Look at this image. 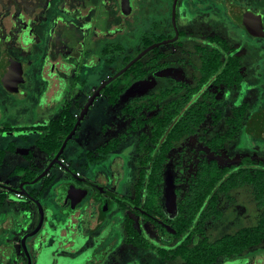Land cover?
<instances>
[{
    "label": "flooded vegetation",
    "instance_id": "1",
    "mask_svg": "<svg viewBox=\"0 0 264 264\" xmlns=\"http://www.w3.org/2000/svg\"><path fill=\"white\" fill-rule=\"evenodd\" d=\"M158 21L161 24H158ZM134 35L152 36V39L143 38L142 51L158 44L137 61L162 56L159 63L163 64V67L148 73L143 80L162 70L175 68L180 70L178 73L180 72L182 77L181 80L165 75L162 86L146 94L170 88L176 83L197 86L198 51H223L220 45L224 43L226 50L240 59L242 78L237 86L219 89H224L223 96L226 98L230 94L233 95L230 113L233 108L245 105L244 116L247 113L248 116L243 129H248L246 136L254 142L264 143V126L261 129L257 126V119L264 112V0H0V95H37V98L31 97L34 99L32 103H28L26 99L17 101L12 107V119L0 107V122L5 117V121L0 124V134L21 129L18 123L26 118L18 108L23 105L30 106L35 115L29 129L41 130V127L53 120L37 125V116L43 110L41 100L44 98V101H47L48 97L57 94H48L45 91L51 90L52 86H59L60 89V84L64 83L66 98L70 86L69 72L76 67V60H82L81 68L100 65L105 62L103 58L101 61L100 55L105 51L108 38ZM232 39L240 42L231 41ZM187 41L192 44L193 54L188 60H183L184 62H172L168 59L169 54L159 53L167 52L158 48L162 45L169 47L168 52H174L186 47L183 43ZM243 45L245 50L251 47L246 51L249 53L246 61L236 53ZM142 51L139 50V53ZM139 53L110 77H115ZM152 54L155 56L151 57ZM244 62V70L250 80L247 87L243 83ZM183 65L188 69L187 77L195 80L193 86L183 80ZM34 83L40 94L33 91ZM103 89L99 96L103 95ZM215 89L216 86L208 84L198 90L196 98H200L202 92L208 90L214 94L215 102L218 103ZM234 92H237L235 97ZM244 93L248 98L235 106L239 95ZM141 97L135 98L134 101ZM66 103L68 101L62 103L58 114ZM219 104L220 102L212 110H217ZM75 117L78 119L77 114ZM252 124L255 127L254 133L250 130ZM113 130L114 128L110 131ZM12 145L13 143H8L5 147H0L3 160L9 152H15L24 159L31 156L30 149H24L27 153L20 154ZM42 153L48 161L43 173L55 156L49 157ZM58 161L61 166L54 163L46 175L39 179L37 178L42 173L37 174L39 170L34 166L29 165L30 169L17 165L9 174L14 176V169H22V173L18 175L20 177L17 187L13 189L0 185V190L14 192L16 198L26 202L7 203L0 194V264H139L138 250L147 255L140 264H170L179 261L170 258L165 252L160 253L158 249L153 253L154 256L149 252L154 251L150 232L155 230L151 221H155L164 230L159 222H166L151 215H147L150 222H142L138 213L144 215V212L133 205L126 195L118 194L113 185L81 179L68 169V165H64L61 155ZM54 165L64 170L68 178L55 185L52 202L42 204L45 190L52 186V179L48 174ZM25 173L29 174L30 179H22V174ZM34 180L36 181L33 182ZM21 191L29 198L21 194ZM41 211L42 221L39 225ZM219 220L212 224L207 223L206 232L209 233L210 229L213 231V226L218 224ZM124 221L130 223L133 233H143L139 237L140 246L136 244L137 234L130 235L129 238L124 234ZM30 233L34 234L29 235ZM155 238L158 244H162L166 249H169V243L173 242H169L170 238L166 236L159 237L158 234ZM121 246L129 250V260L118 256L117 251ZM147 251L149 253H146ZM257 255L259 252L250 250L241 256L218 258L212 264H253L252 260ZM179 263L182 264L180 261ZM262 263L264 264V259L261 260Z\"/></svg>",
    "mask_w": 264,
    "mask_h": 264
},
{
    "label": "trees",
    "instance_id": "2",
    "mask_svg": "<svg viewBox=\"0 0 264 264\" xmlns=\"http://www.w3.org/2000/svg\"><path fill=\"white\" fill-rule=\"evenodd\" d=\"M220 46L223 51H198L197 86L176 83L170 88L146 94L121 109L128 120L127 132L137 133L135 157L139 171L134 182L132 204L144 212V215L138 213L142 222H150L147 215H151L166 222L175 231L171 235L155 221H151L159 237L166 236L170 238L169 242L173 241L169 243V249H161L160 253L165 252L182 264H212L218 258L237 257L250 250L257 253L259 249L256 248L264 242V168L256 167L255 162L248 157L242 158L238 166H220L215 160L201 158L193 174L185 180H175V201L165 217L163 183L169 162L168 153L181 139L196 135L208 114L215 125L221 119L220 114L212 112L213 107L218 104L214 94L206 90L200 98H196L198 90L208 84L217 89L231 88L237 86L242 78L240 59L227 51L224 43ZM138 53L139 51L136 54ZM161 58L162 56H155L151 60L137 61L113 79L102 91L107 102L114 106L134 82L161 69ZM130 59L126 58L125 63ZM244 107L245 105H241L231 110L230 115L223 120L226 129L222 134L215 132L207 140L198 138L208 150L215 152L224 148L226 142L243 129ZM76 120L77 117L69 112V105L66 103L55 119L40 128L42 133L35 140V146L47 156L54 157ZM254 128L252 124V133L255 132ZM125 140L126 134L121 133L97 146V157H91L93 153H90V161L107 157L117 151ZM2 161L0 153V164ZM21 173L22 169L16 168L12 175ZM22 179H30L29 174H22ZM241 187H249L254 204L260 210L256 224L240 227L232 234L227 233L210 240L206 234L207 223H215L222 215L218 209L219 196L228 198L232 190ZM132 229L130 223L124 221L123 231L128 238L137 234ZM141 235L143 233L137 234V246H140Z\"/></svg>",
    "mask_w": 264,
    "mask_h": 264
},
{
    "label": "rangeland",
    "instance_id": "3",
    "mask_svg": "<svg viewBox=\"0 0 264 264\" xmlns=\"http://www.w3.org/2000/svg\"><path fill=\"white\" fill-rule=\"evenodd\" d=\"M158 24H161L160 21H158ZM144 37L145 36L134 35L131 37L115 36L114 38H108L106 40L105 51L100 55L101 61L104 59L105 62L100 65H95L93 68H81L80 65L82 60H76V67L69 72L70 86L66 98L64 95L66 85L64 83L60 84V89L59 86H52L51 90L47 89L45 92L48 94L51 92L57 94L48 97L49 99H47V101H44V98H42L41 105H43V110L37 116L39 120L37 125L45 124L48 120L54 119L64 101H68L69 112L71 114H77L79 117L83 108L87 104L89 97L100 83L119 71L125 64L126 58H132L139 50L142 51V40ZM145 38L152 39V36H146ZM231 41L240 42L237 39H232ZM183 44L187 46L182 49H176L174 52H168L169 47L162 45L158 48L160 50H165L168 53L164 51H160L159 53H164L165 55L169 54L168 59L172 62H184L192 56L193 50L191 49L192 44L190 41L184 42ZM244 47L245 45H243L242 48L240 47L239 51L236 53L241 59L246 61V59H248L247 56H249V53L246 51L251 47L246 48V50ZM155 54H152L151 57H154ZM102 55H104V57H102ZM244 64L245 62L243 63V70L245 69ZM183 67L184 70L182 72L185 74L183 80L186 84L193 86L195 83L194 78L187 77L188 69L184 65ZM178 71H180L178 68L162 70L155 73L154 76H148L142 82L132 84L131 87L121 95L119 101L114 106L107 102L104 95L96 97L80 120L75 133L68 140L63 153L61 154V159L65 162L64 165H68V169L73 174H77L79 178L113 185L118 194L126 195L127 198L132 200L134 195V182L139 171L134 153L137 133L127 132L128 120L125 115H123L121 108L128 102L134 101L135 98L141 97L149 91L162 86V79L165 78V75H167V77L169 76L182 80L181 73H178ZM246 72L247 71L244 70L243 83L247 87L250 84V80L246 75ZM179 74L180 76H178ZM32 86L34 87L33 91L40 94L35 83ZM223 91L224 89H215L216 98L220 104L217 110H212V112L216 113L217 111V113L220 114V121L215 125L212 117L208 114L206 121L198 128L196 135L181 139L175 144V148L167 155L169 162L166 165L163 183V207L166 210L165 217L168 216L167 213L173 208L172 206L175 201V180H185L193 174L196 169V164L201 158L215 160L220 166H238L242 158L248 157L255 162L256 167L264 168V143H259L257 141L254 142L247 137L246 134L248 135V129H246L247 131L241 129L233 139L226 142L224 148L215 152L208 150L198 139L202 137L204 140H207L212 137L215 132L222 134L225 131L223 120L230 115V109L233 104L231 98L233 95L230 94L231 96L229 95L226 98L223 96ZM234 94V97L237 96V92H234ZM33 96L37 98V95L34 93L31 96H24L22 93L20 95L13 94L10 97L1 94L0 107L6 112V115L12 119L13 116L11 115V112L13 110V105L20 99H26L28 103H32L34 102L32 101L34 99L31 98ZM246 98H248V96L245 93L240 94L234 105L237 106ZM247 101L250 104V107H252L249 100ZM18 109L26 118L24 121L18 123L21 129H14L8 133L4 132L3 134H0L1 148L5 147L8 143H13L12 148L14 149L19 148L31 150V156L26 158L27 160L22 156L17 155L15 152H9L6 154L0 165V185L11 187L13 189L17 187L20 177L18 175H9L15 166H25L29 168L30 166H34V168L39 170L37 174H41L43 168H45L48 163L47 157L34 145L35 140L38 138L39 134H41L40 132L42 130L29 129L33 123V121H31L33 119L32 117L34 116L35 118L33 110L30 106L28 107V105H23ZM247 116L248 113L245 115V120ZM6 120L11 121L8 118H6ZM3 121H5V117L1 122ZM113 128L114 130L110 131ZM121 133L126 134V140L119 145L117 152L109 154L106 158L97 160L93 159V161H90V152L93 153L91 155V157H93L95 155L94 149L98 145L106 143L109 139L116 137ZM48 177L52 179L50 182L52 186L45 190L46 194H44L41 199L42 204L52 202L51 198L53 196L55 185L68 178L67 173H65L64 170L59 169L58 165L52 167L49 171ZM0 194L3 195V199L6 200L7 203H26L16 198L14 192L2 189L0 190ZM3 206L6 207V205H2V207ZM218 209L223 213L218 224L213 226L214 230L211 231L212 229H210L209 233L207 232L210 240L217 239L223 234H232L240 227L254 226L260 215V210L254 204L249 187H241L232 190L228 195V198L220 195ZM34 213H36L35 210ZM163 220L166 221L165 218ZM216 225L217 227H215ZM146 227L148 228V226ZM150 233H152L151 242L154 251L151 253L149 250V252L150 254H155L157 249L161 251L164 247L162 244H158L155 238V231ZM258 249L259 255L253 258V264H261V260L264 259V242L256 248V250ZM127 250L128 249L125 246H121L117 251L118 256L122 259L129 260L130 256L127 253ZM149 252L147 251L146 253ZM144 256L147 257L145 253L143 254L141 250H138L137 258H139V260L137 263L140 264L144 260ZM176 262L179 263V261H175L170 264H178Z\"/></svg>",
    "mask_w": 264,
    "mask_h": 264
},
{
    "label": "water",
    "instance_id": "4",
    "mask_svg": "<svg viewBox=\"0 0 264 264\" xmlns=\"http://www.w3.org/2000/svg\"><path fill=\"white\" fill-rule=\"evenodd\" d=\"M173 41V40H172ZM158 46V44H155V45H151L149 46L148 48H146L145 50H143L141 53H139V55H137L127 66H125L120 72H118V74L115 75L118 76L120 74H122L123 72H125L133 63H135L137 60H139L141 57H143V55L145 53H147L149 50L153 49L154 47ZM115 77H110L108 78L106 81L102 82L100 84V86L96 89V91L92 94V96H90V98L88 99L87 101V104L85 105V107L83 108L82 110V113L81 115L78 117V119L76 120L72 130L68 133V135L65 137L59 151L57 152V154L55 155L53 161L49 164V166L47 167V169L37 178H41L42 176L46 175L48 169L54 164V163H57L59 166H61V163L58 161V157L62 154L68 140L73 136V134L75 133L78 125H79V122L80 120L82 119V117L84 116L85 112L87 111V109L89 108V106L92 104L93 100L99 96L100 94V91L104 88V86L106 84H108L110 81H112ZM257 126L259 129L262 128V126H264V112L261 114L260 118L257 119ZM17 153H20V154H26L27 153V150H24V149H17ZM36 179V180H37ZM36 180H34L33 182H35ZM21 188V186L19 187ZM21 194L25 195L26 197H28V195L24 192V191H21ZM29 198V197H28ZM41 215H40V221H39V225L42 221V211L40 212ZM161 226H163L165 228V230L169 233V234H174L175 231L169 226V225H166L162 222H159ZM38 225V226H39ZM34 233H30L29 235H33Z\"/></svg>",
    "mask_w": 264,
    "mask_h": 264
}]
</instances>
